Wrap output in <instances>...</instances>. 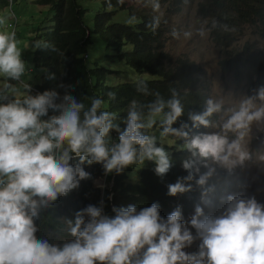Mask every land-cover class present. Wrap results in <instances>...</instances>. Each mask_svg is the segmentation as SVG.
I'll list each match as a JSON object with an SVG mask.
<instances>
[{
    "label": "clouds",
    "instance_id": "clouds-1",
    "mask_svg": "<svg viewBox=\"0 0 264 264\" xmlns=\"http://www.w3.org/2000/svg\"><path fill=\"white\" fill-rule=\"evenodd\" d=\"M159 7L158 2L152 4L153 11ZM133 20L135 17L127 23ZM6 22L0 16V78L4 81L0 90V264H264V204L243 193L221 195L223 209L214 214L208 197L215 187H206L210 180L221 183L218 170L231 176L237 167L252 161L246 138L254 125L264 132V86L241 99L237 107L225 109L223 99L208 98L201 113L188 114L193 128L219 131L198 132L189 139L186 122L174 129L172 125L184 115L174 90L168 100L159 92L147 105L132 100L121 130L120 124L114 123L117 115L103 109L105 101L100 98H90L91 106L85 109L84 102L70 95L61 100L55 91L32 95L27 84L26 93L12 95L16 89L9 82L22 83L26 62L16 33L3 28ZM159 23V17L154 16L148 27L155 31ZM198 34L203 36L204 30ZM191 35L184 32L185 37ZM108 95L115 98V93ZM221 113L226 119L212 120ZM158 118L163 128L161 139L175 136L185 140L182 150L191 153V159L183 162L189 172L186 180L199 176L195 183L203 190L202 203L209 212L197 206L186 224L179 210L162 218L155 203L139 211L134 205L113 208L114 216L89 205L77 212L74 220H67L72 239L53 244L38 238L35 221L40 211L90 178L82 167L85 163L101 165L108 175L147 160L155 164L156 175H166L172 163L170 154L164 146H157L155 135L146 134ZM113 131L116 140L110 136ZM259 159L264 161V154ZM201 168L206 171L201 173ZM188 191L191 187L179 179L168 185L170 196ZM196 241L197 250L188 251Z\"/></svg>",
    "mask_w": 264,
    "mask_h": 264
},
{
    "label": "trees",
    "instance_id": "trees-1",
    "mask_svg": "<svg viewBox=\"0 0 264 264\" xmlns=\"http://www.w3.org/2000/svg\"><path fill=\"white\" fill-rule=\"evenodd\" d=\"M99 1L109 10L98 12L90 27L86 21V0H37L38 5L49 6L54 14L50 27L37 28L34 31L42 32V37L38 35L34 39L33 63L36 67L43 68L45 74L41 84L31 87L33 91L31 90L30 94L55 91L59 93L61 100L64 95H70L84 102L85 109L91 106L90 98H100L105 101L103 109L117 115L114 123L120 124L122 130L124 125L121 121L126 118L132 100L147 105L155 101L157 92L168 100L174 90L184 106V115L172 127L179 130L181 123L186 122L188 128L185 131L188 132L189 139L198 132H208L210 128H193L188 119L190 112L201 113L205 101L210 98L201 84L203 69L186 56L174 60L172 54L166 50L170 17L139 11L135 4H130L128 0H123V3L118 0ZM189 1L154 0L159 4H167L168 14L179 13ZM6 7L7 0H0V11ZM118 10H128L134 16L140 14L141 21L135 26L114 22ZM198 14L202 19L209 21L210 37L224 52L225 59L220 62L221 69L232 73L238 83L246 80L252 92L264 86V53L258 46L259 41L264 42V0H202L198 5ZM154 16L159 17L160 23L159 27L152 31L148 25ZM92 34L98 35L108 48L116 51L117 55H110L111 58L118 57L138 72L157 74L160 77L118 85L106 84V75L112 71L99 67L97 63L92 67L87 64L88 44ZM248 35L255 37L258 42L247 40L242 47H233ZM37 44L39 47H36ZM127 44L131 45L132 49L123 53L122 50ZM138 88L141 91H138ZM110 92L115 93L114 99L109 97ZM11 98L12 95L9 96V99ZM49 112L52 114L51 110ZM143 112L147 113L146 107ZM212 120L218 121V116H213ZM152 130L163 131V128L159 127V120ZM149 133L150 130L147 134ZM110 136L113 140L117 139L115 131L111 132ZM165 138L172 140L174 144L165 146L157 141V146H164L172 161L168 173L163 177L155 174V164L147 160L142 165L130 166L120 174L113 172L108 175L104 174L99 164L82 165L84 171L90 173V178L81 180L78 188L40 211L39 218L35 221L39 229L38 238H57L66 242L72 239L68 233L67 220H74L75 214L83 212L89 205L102 208L104 215L114 216L113 208L134 205L139 211L155 203L159 205L162 218L166 219L171 213L179 210L182 221L197 206H205L201 199L203 190L195 183L199 176L195 175L193 181L186 180L189 172L183 168V162L191 159V153L182 150L185 140L175 136ZM77 162L76 159L72 161L73 164ZM204 171L206 169L201 168V173ZM218 172L221 183L210 180L206 186L215 187V192L209 193L208 198L211 201L230 187L228 173L222 170ZM104 176L108 185L104 189L95 186L96 179ZM178 179L185 187H191V191L170 196L168 185L176 183ZM224 181L227 183H223ZM84 219L87 222L89 218L85 216Z\"/></svg>",
    "mask_w": 264,
    "mask_h": 264
},
{
    "label": "rangeland",
    "instance_id": "rangeland-1",
    "mask_svg": "<svg viewBox=\"0 0 264 264\" xmlns=\"http://www.w3.org/2000/svg\"><path fill=\"white\" fill-rule=\"evenodd\" d=\"M7 0L8 7L0 11V16L5 17L7 22L3 26L5 30L15 31L18 41V47L22 53V59L26 62V72L21 78V82L10 81L9 83L15 86L16 92L12 95H20L25 93L24 85L31 87L41 84L45 70L41 67H36L33 63V55L35 51L34 39L36 36L42 37V32H34L37 28H47L52 25L53 9L46 5H38L37 0ZM130 4H135L137 10L145 13L158 14L161 17L168 15L170 17V30L168 40L166 42V50L169 51L174 60L179 57L186 56L191 61H194L203 69L201 77L202 87L209 93L210 98L223 99L224 108L237 107L240 100L246 96H253L255 92L249 90V84L246 80L238 83L235 77L230 72H224L220 67V62L225 59L223 50L213 43L210 37L208 28L209 21L202 19L198 14V5L202 0H190L183 5L182 10L176 14H168V5L159 4V10L153 11L152 4L154 0H128ZM88 11L86 21L92 27L94 17L98 12H103L105 9L99 0H86ZM132 17H135L131 23H127ZM114 22L125 23L128 25H137L141 21V15L134 16L128 10H118L114 16ZM204 30V35L200 36L198 31ZM173 31L177 33L174 37ZM190 31L192 35L185 37L184 32ZM247 40L258 42L257 39L248 35L246 39L238 42L234 48L242 47ZM259 50L264 53V42H258ZM132 46L127 44L122 52H128ZM232 48L229 49L231 51ZM88 66L104 67L111 70V73L106 75V84L118 85L124 82H134L139 79L154 80L160 76L147 72H138L120 60L118 57L111 58L110 55H117L116 51L108 48L106 43L96 34H92L91 41L88 44ZM3 78H0V90H3ZM33 91V88L31 89ZM4 94H8L4 90ZM11 96V95H9ZM226 115L219 114V117ZM159 120V118H158ZM219 131V128H210L208 132ZM147 134V133H146ZM157 137L162 145L172 146L174 142L167 138H160L158 130H150V133ZM231 136V134H229ZM249 149L253 152L252 161H246L243 168L237 167L233 175L230 176V187L223 194L217 195L212 204L214 206V214H219L223 209V205L219 203L221 195L243 193L245 196H255L258 202L264 204V161L259 159L260 154H264V132H258L254 125L249 137L246 138ZM106 177H99L95 181V186L104 189L107 186ZM205 213L209 209L205 206ZM195 214V209L187 216L183 222L189 223L191 217ZM195 235V230L190 229ZM53 244H63L66 241L61 239H48ZM199 241L194 242L192 247L188 249L190 252L197 250Z\"/></svg>",
    "mask_w": 264,
    "mask_h": 264
}]
</instances>
